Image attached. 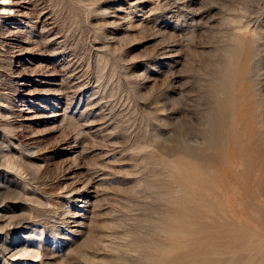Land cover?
<instances>
[{
    "label": "rangeland",
    "instance_id": "1",
    "mask_svg": "<svg viewBox=\"0 0 264 264\" xmlns=\"http://www.w3.org/2000/svg\"><path fill=\"white\" fill-rule=\"evenodd\" d=\"M263 138L264 0H0V264H264Z\"/></svg>",
    "mask_w": 264,
    "mask_h": 264
},
{
    "label": "bare ground",
    "instance_id": "2",
    "mask_svg": "<svg viewBox=\"0 0 264 264\" xmlns=\"http://www.w3.org/2000/svg\"><path fill=\"white\" fill-rule=\"evenodd\" d=\"M4 5H6V4H4ZM1 10H5V7H2L1 8ZM264 139V138H263ZM219 143H220V141H219ZM210 144V143H209ZM213 144V143H212ZM263 152V151H262ZM178 162V161H177ZM8 248V247H7ZM15 248V247H14ZM4 249V248H3Z\"/></svg>",
    "mask_w": 264,
    "mask_h": 264
}]
</instances>
